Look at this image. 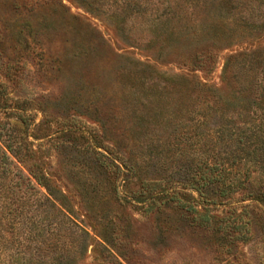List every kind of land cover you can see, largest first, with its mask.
Masks as SVG:
<instances>
[{
  "label": "rangeland",
  "instance_id": "1",
  "mask_svg": "<svg viewBox=\"0 0 264 264\" xmlns=\"http://www.w3.org/2000/svg\"><path fill=\"white\" fill-rule=\"evenodd\" d=\"M108 3L91 11L80 0H0V264H9L14 253L11 211L28 182L38 196L33 209L22 207L17 227H29L31 214L45 220L72 250L73 264H264V205L253 200L250 187L220 206L206 227L177 205L157 213L123 201L147 179L191 193L184 185L200 147L191 145L198 117L192 121L177 111L173 86L155 73L150 82L144 66L166 77L194 75L228 98L224 63L232 54L263 48L264 32L251 35L234 25L239 21L226 22L235 38L218 46L216 69L192 72L188 56L178 58L184 50H167L160 58L150 45L149 22L135 15L113 20L114 12L122 17V4ZM188 14L175 24L176 37L189 34L182 42L203 37L212 24L200 13ZM145 93L161 100L147 105ZM8 147L31 157L20 159ZM112 147L137 171L129 187L108 180L93 162L91 154ZM1 152L12 166L5 167ZM32 171L50 180L57 201ZM223 220L237 225L224 231ZM79 228L89 238L83 240Z\"/></svg>",
  "mask_w": 264,
  "mask_h": 264
},
{
  "label": "trees",
  "instance_id": "2",
  "mask_svg": "<svg viewBox=\"0 0 264 264\" xmlns=\"http://www.w3.org/2000/svg\"><path fill=\"white\" fill-rule=\"evenodd\" d=\"M110 1L120 2L122 5L119 8L123 13L121 17L114 12L110 18L125 21L135 15L142 21H148L147 28L152 36L150 45L159 53V57L167 50H184L179 52L181 55L178 58L187 55L192 72L200 70L209 74L216 69L218 46H230L235 38L236 31L230 29L226 22L239 21L238 25H234L251 35L264 32V0H80L91 11L100 10L103 5L108 6ZM189 10L190 15H198V18L200 13L204 16L203 21H211L212 24L204 29L203 37L192 36L182 42V37L189 38V34L187 32V36L176 37L178 27L175 24L187 21L184 14H188ZM191 33L195 35L196 31ZM146 65L144 67L151 71L150 82L154 80L155 73L157 81L173 86L177 111L185 110L191 115L192 121L198 117L195 128L191 130V138H195L191 145L196 143L200 147L198 157L189 156L195 158L190 161L187 184L184 186L191 193L171 191L161 187L162 184L156 180L147 179L142 180L140 188L131 192L123 201L138 204L140 209L147 212L157 213L177 205V209L188 216L196 215L205 227L214 222V212L220 206L231 205L234 196L247 191L249 187L253 191V200L264 205V47L228 57L222 69L223 81L231 89L228 98L218 94L219 90L215 85L197 79L194 75L166 77L153 66ZM145 83L146 81L143 86ZM150 88L158 90L159 85L152 84ZM156 96L159 99V94L145 93L144 97L149 99L147 105L155 107L161 100L156 99ZM151 98H154L153 102ZM215 119L219 121L218 128L209 129L210 123ZM199 130L204 132L198 133ZM8 148L20 159L31 157L28 151L22 155L21 148L15 151L12 147ZM91 155L102 175L114 183L119 182L123 187H129L131 181L138 177L135 168L123 160L113 147L106 149V153L95 151ZM2 157L5 167L9 163L13 165L12 162L8 163L10 160L6 153H2ZM3 173L6 174L7 171ZM32 175L57 201L50 180L33 171ZM18 178L23 181L21 175ZM25 191L24 197L14 201L11 211L14 213L11 214L10 224L15 250L9 264H73L74 259H70L72 250L61 245L58 230L45 224V220H38L31 214L26 218L29 222V227H25L26 233L22 234L24 227H17L18 216L24 210L22 207L28 203L33 209L36 204L34 197L38 196L36 187L30 182ZM194 192L197 197L193 196ZM232 211L234 213L236 209ZM225 222L223 220L224 224ZM235 225V220L226 223L224 231H230ZM80 231L83 240L89 238L86 231ZM83 252L84 246L76 254Z\"/></svg>",
  "mask_w": 264,
  "mask_h": 264
}]
</instances>
